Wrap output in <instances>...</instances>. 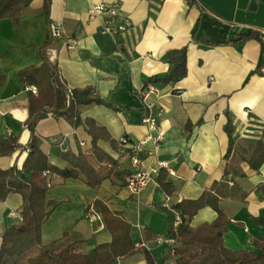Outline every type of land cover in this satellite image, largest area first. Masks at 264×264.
I'll return each mask as SVG.
<instances>
[{"label": "crops", "instance_id": "obj_1", "mask_svg": "<svg viewBox=\"0 0 264 264\" xmlns=\"http://www.w3.org/2000/svg\"><path fill=\"white\" fill-rule=\"evenodd\" d=\"M252 1L254 10L249 9ZM195 2L198 5L189 6L185 0H49L46 15L44 0H33L16 23L0 21V71L6 76L0 88V136H15L19 144L13 155L0 158L1 171L16 166L21 180L28 182L31 177L22 170L30 142L25 121L28 102L37 93L28 89L33 85L20 84L17 74L42 63L41 45L47 42L42 52L69 88L91 87L103 102L80 108L83 124L76 129L53 112L45 113L35 128L38 146L51 165L63 170L68 163L60 153L75 157L82 153L101 181L95 189L82 180L54 181L45 198L49 217L41 228L42 246L71 232L70 241L80 242L77 248L83 254L109 242L101 214L93 206L95 200H102L130 223L133 241L146 243L156 264H174L169 240L178 216L173 206L196 200L217 185L229 221L224 247L252 251L253 239L264 237L260 223H264V192L258 188L264 184V160L258 171L248 164L256 146H264V76L255 73L261 47L254 40L237 47L224 44L247 30L260 32L264 44V0ZM107 4L117 5L119 18L129 22L127 30L115 37L101 32L105 16L88 15L93 6ZM50 22L62 25L65 37L75 41L73 49L49 38ZM181 48L187 50L186 77L175 85L157 87V94L144 102L139 92L147 80L164 75L166 53ZM226 112L235 145L228 159ZM145 117H153L157 129L150 130ZM86 119L114 143L99 140L93 148ZM148 137L141 157L147 167L168 164L172 173L164 170L174 186L171 197L158 188V174L139 196L125 187L131 164L128 145L119 140L126 138L131 144ZM21 201L20 195L10 194L0 203V244L3 233L20 221ZM215 219V211L206 207L189 225L194 228ZM146 230L164 243L159 247L156 239L147 241ZM40 251V247L31 249L18 264H28ZM117 264L146 262L139 252Z\"/></svg>", "mask_w": 264, "mask_h": 264}, {"label": "trees", "instance_id": "obj_2", "mask_svg": "<svg viewBox=\"0 0 264 264\" xmlns=\"http://www.w3.org/2000/svg\"><path fill=\"white\" fill-rule=\"evenodd\" d=\"M189 6L198 5L195 0H185ZM33 0H0V21L12 20L17 22L23 11L29 7ZM49 0H44L43 11L47 15ZM194 34V33H193ZM254 40L260 44V58L255 73L264 76V44L263 35L255 30H247L239 33L233 39L224 44L240 46ZM47 42L39 47V55L42 63L38 66H28L17 74L20 84L33 85L37 88V94L29 100L28 118L25 127L30 133L28 154L22 164V170L31 174L28 182L18 176V169L13 166L7 170H0V203H3L10 194H18L22 198L20 221L7 229L1 238L0 264H18L28 251L40 247L41 251L28 259V264H117L119 260L128 259L141 252L144 254L146 264H156L151 251L135 246L131 236V225L120 213L112 212L102 200H95V206L100 214L106 231L110 235V241L101 243L86 254L78 251V241H70L74 233H66L61 239L48 245L41 244V228L49 213L45 209L47 191L54 185L56 179L62 181L68 179L82 180L92 189L101 185L97 170L86 161L84 154L76 157L60 153L67 161L68 167L61 170L51 165L46 155L40 150L35 137V128L40 119L47 112H53L58 118L67 122L71 128L76 129L83 123L80 119V108L90 105H103L91 87L84 89H71L62 78L59 69L48 62L42 52ZM168 69L162 76H153L147 80L146 85L151 84L155 88L159 86L175 85L187 75V50L186 48L169 50L165 55ZM6 81L5 74L0 71V88ZM227 123L224 130L228 136L229 145L225 159H228L234 149L232 139V126L225 113ZM87 133L92 139L93 148L99 140H113L103 131L97 128L92 120L84 121ZM188 128V125L185 129ZM19 148L18 138L0 136V158L10 157ZM97 156V152L93 151ZM99 157V156H97ZM264 160V146L258 144L248 159L251 169L258 171ZM158 188L171 197L174 192L173 183L169 179L166 170L161 169L156 177ZM264 192V184L258 186ZM218 185L212 190H205L196 200H183L173 206L181 223L171 233L172 254L174 264H264V237L255 238L252 241V251H231L223 245V235L226 232L227 215L221 208ZM209 207L216 213L215 221L190 227V220L200 209ZM264 225L263 222H260ZM147 241L157 239V235L151 231L144 232Z\"/></svg>", "mask_w": 264, "mask_h": 264}, {"label": "built area", "instance_id": "obj_3", "mask_svg": "<svg viewBox=\"0 0 264 264\" xmlns=\"http://www.w3.org/2000/svg\"><path fill=\"white\" fill-rule=\"evenodd\" d=\"M88 15L90 18L105 16V20L103 22L101 32L102 34H107L112 37H115L119 33H123L129 27V22L127 19L119 18V14L117 11V5H95L88 10ZM47 32L49 38L53 40H60L63 42V45L68 49H73L75 46V41L70 40L65 37L64 31L62 29V25L58 22H50L47 24ZM49 60H53L52 55L49 57ZM32 94L37 93V88L30 86L28 88ZM157 94V89L148 84L143 90L139 92V97L146 102L147 99ZM147 107H151V105L146 104ZM145 124L149 127L150 130L157 129L156 121L153 117H145L143 120ZM151 138H146L145 140H141L137 143H129L126 138H121L119 143L122 146L128 145V156L131 164V170L124 176L125 187L133 196H139L147 187V185L153 181V176L157 175L161 169L168 170L169 173H172L170 167L167 163H159L156 167H147L142 159L141 155L143 153V146L146 141ZM156 142L160 140V136L157 137ZM181 220L177 217L175 221L176 227L180 225ZM169 242L172 244L173 241L170 239ZM164 242L162 239L157 238L155 240V244L160 247ZM136 247L143 248L145 250H150V247L143 242H136Z\"/></svg>", "mask_w": 264, "mask_h": 264}, {"label": "water", "instance_id": "obj_4", "mask_svg": "<svg viewBox=\"0 0 264 264\" xmlns=\"http://www.w3.org/2000/svg\"><path fill=\"white\" fill-rule=\"evenodd\" d=\"M255 1H252L251 3H250V6H249V9L250 10H254L255 9ZM263 144H264V138H263Z\"/></svg>", "mask_w": 264, "mask_h": 264}]
</instances>
